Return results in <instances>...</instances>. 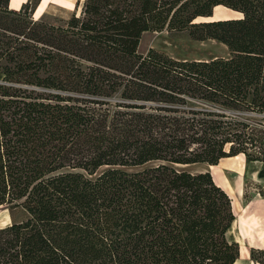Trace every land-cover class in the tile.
<instances>
[{
  "label": "trees",
  "instance_id": "obj_1",
  "mask_svg": "<svg viewBox=\"0 0 264 264\" xmlns=\"http://www.w3.org/2000/svg\"><path fill=\"white\" fill-rule=\"evenodd\" d=\"M41 1L0 0V207L25 212L0 227V264H234L232 197L177 165L264 162V0H75L38 18ZM219 6L239 15L209 19ZM156 31L230 55L141 53Z\"/></svg>",
  "mask_w": 264,
  "mask_h": 264
},
{
  "label": "crops",
  "instance_id": "obj_2",
  "mask_svg": "<svg viewBox=\"0 0 264 264\" xmlns=\"http://www.w3.org/2000/svg\"><path fill=\"white\" fill-rule=\"evenodd\" d=\"M240 156L243 155L223 158L218 165H210L209 170L233 199L236 218L228 238L240 245V256L234 264H262L253 259L252 249L264 250V162L253 161L235 170L223 169L231 160L238 164L234 159ZM219 169L223 174L217 179Z\"/></svg>",
  "mask_w": 264,
  "mask_h": 264
},
{
  "label": "rangeland",
  "instance_id": "obj_3",
  "mask_svg": "<svg viewBox=\"0 0 264 264\" xmlns=\"http://www.w3.org/2000/svg\"><path fill=\"white\" fill-rule=\"evenodd\" d=\"M14 1V0H13ZM27 0H22L21 3ZM21 5V4H20ZM19 9L20 6L14 9ZM75 11V0H42L37 7L35 16L40 18L45 16L48 18H68ZM239 14L225 7H218L214 10V16L211 19H224L236 17ZM210 19V18H209ZM156 48L164 51L176 58L186 59H210L216 56H229L230 51L227 46L217 40L198 41L184 36H170L167 31L146 32L142 36L140 43V52L145 53L149 48ZM2 76L0 75V80ZM238 164L231 163L223 166L228 169L235 170L243 167L247 162L244 156H240ZM193 170L210 169L208 164H198L192 167ZM222 169L217 171V179L222 178ZM25 216V212L19 208L11 209L10 205L0 207V227H4L15 220H21Z\"/></svg>",
  "mask_w": 264,
  "mask_h": 264
},
{
  "label": "water",
  "instance_id": "obj_4",
  "mask_svg": "<svg viewBox=\"0 0 264 264\" xmlns=\"http://www.w3.org/2000/svg\"><path fill=\"white\" fill-rule=\"evenodd\" d=\"M42 2V1H41ZM216 8V7H215ZM214 8V9H215ZM213 16H214V12H213ZM212 16V17H213ZM210 17V19L212 18ZM207 21V20H206ZM157 163H161V162H157ZM195 165H198V164H191V165H177V168L178 169H181V170H187V171H190V172H193V173H197V172H205V171H210L209 169H206V170H193L192 167H194ZM210 167V165H209Z\"/></svg>",
  "mask_w": 264,
  "mask_h": 264
},
{
  "label": "bare ground",
  "instance_id": "obj_5",
  "mask_svg": "<svg viewBox=\"0 0 264 264\" xmlns=\"http://www.w3.org/2000/svg\"><path fill=\"white\" fill-rule=\"evenodd\" d=\"M22 2V0H11V7L12 8H15V7H18V6H20V4H22L21 3ZM220 7V6H219ZM218 8V7H217ZM231 158V157H230Z\"/></svg>",
  "mask_w": 264,
  "mask_h": 264
}]
</instances>
